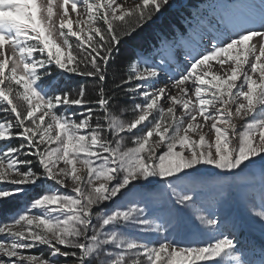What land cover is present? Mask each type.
I'll return each mask as SVG.
<instances>
[{"label":"snow or ice","instance_id":"6c2138e0","mask_svg":"<svg viewBox=\"0 0 264 264\" xmlns=\"http://www.w3.org/2000/svg\"><path fill=\"white\" fill-rule=\"evenodd\" d=\"M169 2L59 0L58 43L53 0H0V212L21 201L0 219V264H247L215 217L198 216L209 239L186 245L147 216L163 212L169 223L180 211L175 206L192 208L203 166L221 179L240 178L257 161L264 170V20L214 36L159 87L158 66L141 69L134 61L109 89L114 54ZM259 6L264 13V0ZM69 36L79 41L75 47ZM53 65L58 75L91 78L95 96L85 85H47ZM121 92L134 105L128 121L109 112ZM73 106L83 109L79 121L75 112L57 115ZM94 109L103 120L92 123ZM237 119L247 121L242 131ZM183 181L189 186L180 191ZM154 182L173 207H149L155 194L141 189ZM44 185L45 194L28 198ZM255 216L264 223V211ZM39 246L47 255L28 254Z\"/></svg>","mask_w":264,"mask_h":264},{"label":"rangeland","instance_id":"374dc122","mask_svg":"<svg viewBox=\"0 0 264 264\" xmlns=\"http://www.w3.org/2000/svg\"><path fill=\"white\" fill-rule=\"evenodd\" d=\"M197 0H170L169 5L164 7L162 11L155 16V18L151 21H149L145 25V32L149 31V34L151 36L157 35L156 31L162 30L161 27H159L158 23L162 21L163 17H169L171 22H174L175 19L174 16H178L180 20H183L184 23H186V19L184 16H188L189 13L194 12H201L203 17L201 19H192L191 23L188 24L187 27H189V35L187 33L186 38H188L189 41L194 43L192 41L191 32H190V26H192L193 32L202 31L206 34L210 35L209 38L206 37V42L204 44H195L193 47H185L183 50V55H178L177 60L172 64L170 67V75H172L174 72H178L180 69V66H182L185 62V58L188 56L189 53L194 51H200L201 49L208 46L210 41L214 36L219 35L220 33L229 32L231 31V28L233 27H239V26H248L250 24H247V22H250L251 24H255V27L259 28V23L264 20V13L261 12L260 9V2L261 0H208L207 2L199 1L197 4ZM136 0H126V6L131 7L134 5ZM38 4L44 3V0H37ZM58 3L59 0H53L54 8H53V21H54V30L52 32V38L55 39L58 43H62V40L59 37V15L57 14L58 9ZM206 4L207 6H203ZM188 10V11H186ZM183 13V14H182ZM200 14V13H199ZM75 18L76 14H70ZM179 21V20H178ZM212 25L216 26V31H213L211 27ZM82 27L85 26L83 23L81 25ZM48 25H46V28ZM74 30H76L75 23L73 24ZM142 30V29H141ZM140 30V31H141ZM169 31V30H168ZM64 32L67 34V29H64ZM70 43L73 47H75L79 41L75 37L69 36ZM180 43V42H179ZM178 44V43H177ZM193 45V44H192ZM150 56L144 57L142 59H137L135 62L138 63V67L141 69L150 66L149 60ZM134 62V60L132 61ZM131 62V63H132ZM130 65L126 68V72L124 73V77L127 76V74L132 70ZM212 65H215V62H210ZM60 70L55 68V65L48 68L49 73V79L46 81V84L49 86H54L59 89H64L65 91L71 90V89H79V86L82 85V83L77 78H82V76L74 75V74H64V75H58V72ZM123 76V73H122ZM73 81H69L72 80ZM63 80L69 81V84L66 85L63 83ZM41 87H45V84H41ZM93 87L90 86L88 89H92ZM51 94V93H50ZM121 95L120 98H122V101L117 102L116 104H113L109 108V112L111 116H115L117 119L128 121L133 117V103L130 100L128 96H125L123 92L119 93ZM137 102H139L137 100ZM17 103L23 104V101H17ZM26 106V105H24ZM75 112L76 113V120L79 121L82 117L79 115L83 109L73 106L71 109L62 108L57 110V115H61L63 113L67 112ZM178 114V113H177ZM97 117H99L101 120H103V114L100 113L99 109H94L93 117H92V123H95ZM48 118L46 117V120ZM2 122V120H0ZM247 121H241V125L238 128V130L242 127L244 123ZM105 126L107 127V122H105ZM243 130V127L240 131ZM139 134V133H138ZM235 140V139H234ZM19 140H13L12 145L17 146L19 144ZM238 143V140L236 141ZM125 143L128 144V146H132L131 143H129V138L127 135H125ZM53 147H56L57 145L53 144ZM78 167H81L78 165ZM208 172H212L210 175H208V180H215L222 182V185L216 189V191L213 194H209L205 197L206 202L209 204L210 207L217 206L218 204L223 201L226 205L232 206V208L237 207L241 212L244 214L245 217H247V213L249 209H254L255 207L257 212L264 211L260 207L261 205V197L262 194H264V170H262L260 162L257 161V164L255 166H250L248 169H246L243 173L240 174V178H227V179H221L216 176V172L218 170L213 169L211 166H203ZM254 174L258 175L257 179V187L254 181ZM261 176V177H260ZM260 177V178H259ZM240 181H246V183L250 182V185L246 186L245 188H242L240 185ZM51 183V182H48ZM47 185H44L43 187H37L33 190H31L28 193V198H34L37 197L39 194H45V189ZM60 191L65 192L68 191L67 189H61ZM12 210L17 208L18 205L21 203L20 200H13L12 201ZM210 216L214 217L212 213H210ZM243 220L245 218L240 215ZM2 219V218H0ZM247 220L249 218H246ZM255 224L248 225L245 227L246 233L247 231L251 234L257 236L258 238H261L264 241V223L260 221V219L257 217V220H255ZM237 230L240 232V230L243 232V229L237 228ZM0 238H3L2 235H0ZM7 242V241H5ZM45 254L47 255V250L43 246H39L34 248L30 253L28 254ZM264 261V260H259ZM58 264H71V260H66L65 258H59ZM98 264V262H96Z\"/></svg>","mask_w":264,"mask_h":264},{"label":"crops","instance_id":"0c3cea01","mask_svg":"<svg viewBox=\"0 0 264 264\" xmlns=\"http://www.w3.org/2000/svg\"><path fill=\"white\" fill-rule=\"evenodd\" d=\"M214 136V133L212 134ZM212 172L207 170L203 173L204 183L197 187V201L192 208H184L181 206H175L179 208L180 211L177 214V218L169 223H165L168 220V217L165 213L161 212L160 219L156 218V215L147 216L149 220L153 221L152 227H155L157 224H163L164 227L168 230L167 235L169 239L175 240L186 245H192L193 240H204L207 241L210 236L208 228L201 223L198 216H210L217 215V217L226 218L230 225L235 226L236 228L243 229L246 231L245 227L251 224H255L257 217L255 213L257 212L255 207L254 209H249L247 217L239 210L237 207L232 208V206L226 205L223 201L217 206L210 207L206 202L205 197L209 194H213L218 187L222 185V182L215 180H208V175ZM261 177V176H260ZM259 177V178H260ZM254 181L257 187L258 175L254 174ZM242 188L250 185V182L240 181ZM188 182L183 181L179 184L178 190L183 191L188 187ZM141 191L151 192L155 194V198L151 201L149 207L153 209H165L167 207H173L171 195L164 188V185L161 183H152L146 184ZM242 215L245 220L241 218ZM246 218H249L248 220ZM248 232V231H247ZM250 233V232H248ZM220 264H234V262L225 258L220 261Z\"/></svg>","mask_w":264,"mask_h":264},{"label":"trees","instance_id":"16d2710c","mask_svg":"<svg viewBox=\"0 0 264 264\" xmlns=\"http://www.w3.org/2000/svg\"><path fill=\"white\" fill-rule=\"evenodd\" d=\"M192 1V0H191ZM202 1V0H197ZM194 1V2H197ZM174 20L176 21V16H174ZM168 21H171L169 17H163L162 21L158 23L159 27L163 28L164 31H166V28H170V24ZM145 26L142 28L137 29V31L133 34V37L130 40H126L125 43H122L120 46V50L118 53L114 54L113 61L109 64L108 69V77H107V87L110 89L112 86L113 79H117L124 77V73L126 72V68L135 59V48L142 49L143 51H148L151 47V43L153 42V37L148 32H145ZM142 29V30H141ZM141 30V31H140ZM82 85H85L87 88V95L91 99L96 94L95 89V81H93L91 78H77ZM70 82L73 81L69 80ZM69 81L63 80V83L68 85ZM90 86H92V89H88ZM121 95L119 93L116 94V99L112 102L113 104H116L117 102L122 101V98H120ZM12 201L10 202V206L8 211L0 212V218L3 219L4 216H7L12 211Z\"/></svg>","mask_w":264,"mask_h":264},{"label":"bare ground","instance_id":"6f19581e","mask_svg":"<svg viewBox=\"0 0 264 264\" xmlns=\"http://www.w3.org/2000/svg\"><path fill=\"white\" fill-rule=\"evenodd\" d=\"M247 24H251L250 22H247ZM159 81H165L167 79V76L164 73H160L159 75ZM234 123L237 124V126H239L241 124V121L239 119L235 120Z\"/></svg>","mask_w":264,"mask_h":264}]
</instances>
